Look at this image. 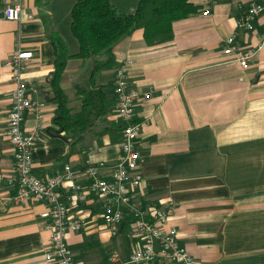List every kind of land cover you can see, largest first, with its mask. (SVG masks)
Returning a JSON list of instances; mask_svg holds the SVG:
<instances>
[{
	"label": "crops",
	"instance_id": "crops-1",
	"mask_svg": "<svg viewBox=\"0 0 264 264\" xmlns=\"http://www.w3.org/2000/svg\"><path fill=\"white\" fill-rule=\"evenodd\" d=\"M139 1L111 3L132 14ZM189 1L199 10L173 23L170 42L150 47L136 30L114 46V67L94 76L93 60L67 62L60 88L71 114L81 109L77 89L100 96L90 129L57 137L49 133L57 108L50 36H60L70 55L78 52L70 32L76 0H23L20 22L3 18L11 0H0V176H10L14 168L8 137L13 83L6 62L15 51L32 53L24 77L29 97L41 105L43 129L31 152L33 172L41 178L63 173L65 165L79 174L87 161L114 164L121 158L123 122L116 112L114 77L124 65L129 86L150 93L135 107L142 177L138 204L172 202L166 228L177 229L179 244L195 264H264V14L251 31L237 26L247 5L261 0ZM232 35L239 52L252 55L247 69L224 53ZM36 126L35 114H28L25 132ZM73 182L87 183L83 177ZM71 193L63 189L65 199ZM14 196L15 189L0 188V264H54L44 257L50 247L48 205L16 204ZM103 212L104 202L96 197L69 206V216L85 223L67 236L77 264H109L112 252L125 261L140 247L128 222L112 236Z\"/></svg>",
	"mask_w": 264,
	"mask_h": 264
},
{
	"label": "built area",
	"instance_id": "built-area-1",
	"mask_svg": "<svg viewBox=\"0 0 264 264\" xmlns=\"http://www.w3.org/2000/svg\"><path fill=\"white\" fill-rule=\"evenodd\" d=\"M206 10L204 14L208 15ZM23 14V0H11L3 12V18L11 22H20ZM264 14V0L251 2L237 20V26L246 31L253 29L254 22ZM31 20L32 16L27 15ZM226 55H233L243 69L249 67L250 54H242L236 46V37L226 40ZM32 58L29 51H15L6 62L10 71L13 90L11 92V109L8 114V137L14 152V168L10 176H0V188L5 185L15 189L14 202H44L48 205L50 247L45 252V259L54 264H77L67 243L70 232H80L85 223L81 219L69 216V206L83 204L89 197H96L104 202L102 218L112 236L120 232L122 225L128 222L131 235L140 241L127 260H121L117 252L108 256L109 264H153L157 261L166 264H195L191 254L178 242L175 227L166 228L172 216L174 206L169 202L166 207L152 204L141 206L136 201L142 177L138 172L140 153L137 150V139L140 124L135 119V107L141 99H148L150 93H140L129 86L125 66L115 70L114 94L116 112L123 122L122 156L114 164L104 162H86L82 172L76 174L70 165L56 176L38 177L33 172L32 147L39 137L43 124L40 116L41 105L28 95L25 82L26 62ZM126 64H129L127 62ZM35 114L37 126L31 132H25L23 125L26 116ZM103 171L109 177L102 176ZM83 177L85 185H78L74 179ZM69 187L72 193L66 199L63 189ZM155 244L158 245L156 248Z\"/></svg>",
	"mask_w": 264,
	"mask_h": 264
},
{
	"label": "trees",
	"instance_id": "trees-1",
	"mask_svg": "<svg viewBox=\"0 0 264 264\" xmlns=\"http://www.w3.org/2000/svg\"><path fill=\"white\" fill-rule=\"evenodd\" d=\"M198 10L189 0H140L134 13L125 14L115 8L111 0H76L70 14V32L78 44V52L70 55L60 36H50L55 53L50 85L57 108L49 133L57 137L81 134L93 124L91 115L96 109L99 93L77 89L82 100L81 109L72 115L68 99L60 88L61 77L70 59L93 60V76L110 70L115 65L113 48L119 41L136 30H142L148 46L168 43L174 37L173 23Z\"/></svg>",
	"mask_w": 264,
	"mask_h": 264
},
{
	"label": "water",
	"instance_id": "water-1",
	"mask_svg": "<svg viewBox=\"0 0 264 264\" xmlns=\"http://www.w3.org/2000/svg\"><path fill=\"white\" fill-rule=\"evenodd\" d=\"M155 246H156V248L158 247V245H157V244H155Z\"/></svg>",
	"mask_w": 264,
	"mask_h": 264
}]
</instances>
